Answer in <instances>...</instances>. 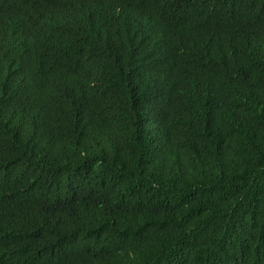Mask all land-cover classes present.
Here are the masks:
<instances>
[{
    "label": "trees",
    "instance_id": "obj_1",
    "mask_svg": "<svg viewBox=\"0 0 264 264\" xmlns=\"http://www.w3.org/2000/svg\"><path fill=\"white\" fill-rule=\"evenodd\" d=\"M0 264H264V0H0Z\"/></svg>",
    "mask_w": 264,
    "mask_h": 264
},
{
    "label": "clouds",
    "instance_id": "obj_2",
    "mask_svg": "<svg viewBox=\"0 0 264 264\" xmlns=\"http://www.w3.org/2000/svg\"><path fill=\"white\" fill-rule=\"evenodd\" d=\"M100 30L104 34L105 37L107 36L108 39L110 38V35L114 33L113 28L108 23H103V25L101 26ZM181 44L184 45L185 49H188L190 51H191V49L189 47L196 49V47H194V45H193V40L190 37L186 36V35L184 37V43L181 42ZM30 54L36 60L35 65H38L40 63H45L46 60L48 61V56H50V55H47V54H46L47 55L46 56V55H44V53L40 49H36L33 46L32 41L29 42V44H28V56ZM214 72L215 71H213V69L210 70L208 77L206 78V80L202 84V87H199L197 85L195 87L194 85H191V83H190V84H187L186 86H184L179 91V93H177V94L180 95V94H183V93H185L187 91H191L192 92V90H193L194 92L197 93L198 97L204 99L213 89V75H214Z\"/></svg>",
    "mask_w": 264,
    "mask_h": 264
}]
</instances>
